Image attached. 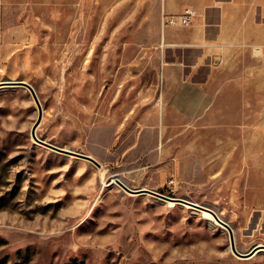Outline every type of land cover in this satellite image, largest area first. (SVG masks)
<instances>
[{"label":"rangeland","instance_id":"1","mask_svg":"<svg viewBox=\"0 0 264 264\" xmlns=\"http://www.w3.org/2000/svg\"><path fill=\"white\" fill-rule=\"evenodd\" d=\"M158 0H0V264H264V104L163 99ZM249 93V90L247 91ZM244 100V99H243ZM247 101H251L247 98ZM256 148V150H255ZM255 150V153H254Z\"/></svg>","mask_w":264,"mask_h":264},{"label":"crops","instance_id":"2","mask_svg":"<svg viewBox=\"0 0 264 264\" xmlns=\"http://www.w3.org/2000/svg\"><path fill=\"white\" fill-rule=\"evenodd\" d=\"M158 3L165 57L162 94L168 105L187 120H202L206 109L209 115L219 113L216 106L231 96L232 88L238 104H264V0ZM186 9L196 13L190 24L166 22L165 14Z\"/></svg>","mask_w":264,"mask_h":264},{"label":"water","instance_id":"3","mask_svg":"<svg viewBox=\"0 0 264 264\" xmlns=\"http://www.w3.org/2000/svg\"><path fill=\"white\" fill-rule=\"evenodd\" d=\"M4 85H18V86L26 87L30 91L32 96L34 97L36 103L38 104L39 116H38L36 122L34 123V125L32 126V130H31L32 138L35 140L36 143H38L40 145H43V146H45L47 148H50L52 150L72 155L74 157L85 158V159L95 163L98 166L101 165L100 162L96 158L91 156V155L84 154V153H79V152H76V151H72V150H69V149H66V148L59 147V146H57L55 144H52V143H50L48 141H45V140L41 139L38 136L37 129H38V126L40 125V123L42 121L43 111H42V105H41L39 96H38V94H37V92H36V90H35V88H34V86L32 84H30L27 81H2V82H0V87L4 86ZM113 181L116 182L117 184H119L124 190H126L127 192H129L131 194L138 195V194L148 193V194L160 197V198H162L164 200H167V201H170V202L184 204V205L196 208L198 210L207 211V212L212 213L214 215V217L216 218V220L218 222H220V224H222V226L229 231V233H230V242H231L230 248L240 258H244V259L245 258H250L251 256L255 255L258 251H260L262 249L264 250V244H258L257 246H255L249 252H246V253L240 252L238 250L237 246H236L234 230L231 227V225L227 221L223 220L214 209H212V208H210L208 206H204V205L198 204V203L190 201L188 199L169 196V195H166L164 193H161L159 191H156V190H153V189H149V188L133 189V188H130L128 185H126L118 177L114 178Z\"/></svg>","mask_w":264,"mask_h":264},{"label":"built area","instance_id":"4","mask_svg":"<svg viewBox=\"0 0 264 264\" xmlns=\"http://www.w3.org/2000/svg\"><path fill=\"white\" fill-rule=\"evenodd\" d=\"M195 11L191 9H186L183 13L178 15L165 14L166 22L170 25H188L192 22L195 16Z\"/></svg>","mask_w":264,"mask_h":264},{"label":"bare ground","instance_id":"5","mask_svg":"<svg viewBox=\"0 0 264 264\" xmlns=\"http://www.w3.org/2000/svg\"><path fill=\"white\" fill-rule=\"evenodd\" d=\"M202 212H203V211H202ZM204 213H205V215H206L207 218H209V219H213V220L216 219L212 213L207 212V211H205ZM216 221H217V220H216Z\"/></svg>","mask_w":264,"mask_h":264}]
</instances>
